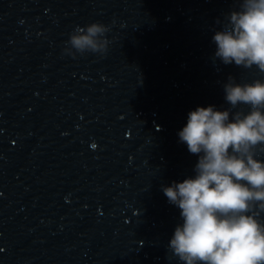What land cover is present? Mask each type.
<instances>
[{
  "label": "clouds",
  "instance_id": "obj_1",
  "mask_svg": "<svg viewBox=\"0 0 264 264\" xmlns=\"http://www.w3.org/2000/svg\"><path fill=\"white\" fill-rule=\"evenodd\" d=\"M109 31L101 22L77 26L64 52L103 56ZM213 41L225 65L264 73V0H239ZM224 90L230 109L197 107L178 133L199 157L195 176L162 188L183 220L169 242L182 264H264V80L230 77Z\"/></svg>",
  "mask_w": 264,
  "mask_h": 264
}]
</instances>
